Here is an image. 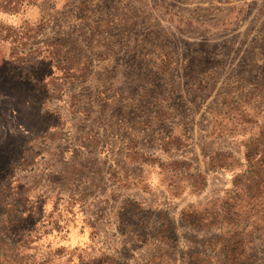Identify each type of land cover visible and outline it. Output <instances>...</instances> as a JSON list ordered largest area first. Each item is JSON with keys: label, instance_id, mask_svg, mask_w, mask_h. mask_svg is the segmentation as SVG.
<instances>
[{"label": "rangeland", "instance_id": "1", "mask_svg": "<svg viewBox=\"0 0 264 264\" xmlns=\"http://www.w3.org/2000/svg\"><path fill=\"white\" fill-rule=\"evenodd\" d=\"M175 131L194 140L166 154ZM129 145L203 166L206 188L127 189L144 175ZM249 147L264 150V0H0V264H222ZM74 194L88 239L72 246ZM216 198L209 229L174 209ZM252 249L245 264H264L262 237Z\"/></svg>", "mask_w": 264, "mask_h": 264}, {"label": "trees", "instance_id": "2", "mask_svg": "<svg viewBox=\"0 0 264 264\" xmlns=\"http://www.w3.org/2000/svg\"><path fill=\"white\" fill-rule=\"evenodd\" d=\"M174 135L169 134L165 139H171L170 144L173 141ZM162 142V141H161ZM170 144H168L164 149H166ZM171 149V148H170ZM163 150V148H161ZM125 154H129V157L136 159L141 158L142 160L148 154L143 150L133 147V145H129L125 151ZM224 152L222 150H218L217 153ZM153 154V152H151ZM157 154V153H156ZM155 154V156H157ZM256 149L253 147L247 148L245 152V163L243 164V168L237 172V177H235L232 181V188L229 190V196L223 201V206H225V211L223 212V218L226 221H231L232 225H236L233 219L237 220V230L234 229L229 231L225 237H222L219 234L215 240L217 243H220L221 254L223 255L222 264H245L249 261L250 255L248 251L251 252L252 245L254 242L261 238L264 242V150L259 153L258 159H255ZM211 155V154H210ZM209 155V159H210ZM157 158V157H156ZM129 159V158H128ZM159 160V158H157ZM208 159V166H209ZM161 160V159H160ZM128 162L130 161L127 160ZM161 162V161H160ZM172 162V167L170 166L169 170V183H167V187L170 190H179L183 187L185 181L189 182L194 190L196 189L193 180V173H201L205 175L203 172H198L193 170L190 172L189 164L185 162V159H175ZM188 164V165H187ZM187 167V170H183V167ZM165 168V166H162ZM181 173V174H180ZM182 175L180 178L183 181L182 186L177 185L179 182L171 180V175ZM189 175V176H188ZM189 177V179H188ZM136 177H132L131 180L125 178V184L128 185H137L134 181ZM173 182H176L175 184ZM204 182L206 183V176L204 178ZM172 185V186H171ZM205 187V186H204ZM202 189V188H201ZM49 198V197H48ZM72 198L74 201L67 204L66 213L69 214L68 218H65L64 225L61 224L63 229L65 230V238L67 241V245H78L87 241L88 237L85 234H82L78 229L82 228L80 226L82 206L81 198L79 195H73ZM210 200L209 203L205 204L203 209H200L198 206H186L180 211L181 218L184 217L185 214H188L190 218L188 224L196 227V228H208L217 218L220 216V208L214 210H207L208 204L212 206L218 201ZM65 206V205H64ZM237 206V209L235 208ZM65 217V215H64ZM210 221L207 223H199L201 219H208ZM222 220V218H221ZM243 221L242 226H239V223ZM86 225V223H85ZM239 226V227H238ZM219 231L222 230V227H217ZM71 230L76 231V238L74 240H70L69 233ZM68 246H62V249H69ZM76 248V247H73ZM72 248V249H73ZM210 256V255H209ZM196 264V261L193 263Z\"/></svg>", "mask_w": 264, "mask_h": 264}, {"label": "crops", "instance_id": "3", "mask_svg": "<svg viewBox=\"0 0 264 264\" xmlns=\"http://www.w3.org/2000/svg\"><path fill=\"white\" fill-rule=\"evenodd\" d=\"M172 135H174V139L172 141V143H174V145L170 144L168 147H171L172 149H170V151L166 152V154L171 153L173 150L176 151V149L178 150V152L180 150H183V148H185L184 142L187 141V137H185L184 135H182L180 132H171ZM208 138V137H207ZM202 139V137L200 138ZM190 140V139H188ZM192 140H194V138H191V142ZM173 151V152H174ZM209 155H210V151L207 153V161H206V166L208 169V159H209ZM169 156V155H168ZM167 155H163L161 156V160L159 159H154V160H143V161H138V160H130L129 161V165H140L141 167L144 168V175H138V176H134V178L136 177V179H134V181L137 183V185L133 186V185H129L130 183H128L127 185V189H138L140 191H144V193H141L145 196H147V193L149 191V181H153L154 179L152 177L155 178V180L159 181L162 185L165 186V189H167L169 195L171 196V198L174 199H178L177 197L183 196V197H187L189 195H198L199 193H202L204 191V189L207 186L208 183V177L206 174V171H203V166L200 169H197L194 164L190 163L189 164V170L190 172H192L193 170L198 171V172H203L206 175V183H205V187H203L200 190H194V187L187 181L183 182L184 185L182 188H180L179 190H170L167 187V183H169V170H170V166L172 167V162L175 159H179L177 157H168ZM161 161V162H160ZM162 166H165L162 167ZM183 170H187V167H183ZM129 180H131V178H129ZM174 184L176 182H173ZM172 186V185H171ZM130 198V197H128ZM185 204H180L179 201H177V203H175L174 209L175 212L178 214L180 213V211L186 207L184 206ZM174 211V210H173Z\"/></svg>", "mask_w": 264, "mask_h": 264}]
</instances>
